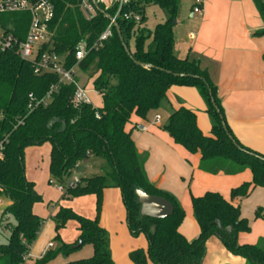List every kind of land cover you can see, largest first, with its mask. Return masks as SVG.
<instances>
[{
	"label": "trees",
	"instance_id": "1",
	"mask_svg": "<svg viewBox=\"0 0 264 264\" xmlns=\"http://www.w3.org/2000/svg\"><path fill=\"white\" fill-rule=\"evenodd\" d=\"M51 1L54 16L48 22L50 41L41 51L52 50L66 56L67 66L72 67L77 63V47L83 42L91 47L110 21L100 12L87 18L81 9L83 0ZM182 1L143 0L139 3L140 23L117 19L132 57L154 67L137 65L125 51L115 28L102 47L91 50L79 62V71L89 75L92 87L101 95L102 104L97 107L88 104L74 107L71 97L76 86L65 84L53 93L48 105L29 112V94L33 93L37 99L45 97L50 88L58 84V77L52 73L36 74L33 63L18 54V45L25 40L30 27L31 14L13 12L0 16L2 36L12 35L17 40L13 48L0 51V197L5 195L11 201L2 211L0 226L8 216L15 220L14 225L6 224L11 234L7 243L0 244V264H23L41 230L43 219L34 212L33 206L42 201V197L36 192L35 183L26 177L25 152L29 147L45 143L51 145L50 176L61 185H66L78 164L89 156L103 159L109 170L103 175L82 177L76 187L65 189L62 198L95 195L96 215L87 218L70 208L60 207L53 217L56 230L75 220L79 237L71 245L57 236V249L50 248L33 264H47L86 243L93 246L94 255L65 264H116L110 236L100 224L103 194L110 187L121 191L130 233L135 237L144 234L147 238V250L131 252L133 263L148 264L150 260L154 264H202L207 241L216 236L233 255L247 259L250 264H264V246L239 243L240 233H249L251 226L234 202L248 197L255 187L264 188V160L259 158L264 155L243 145L229 127L218 86L203 61L190 55L185 58L176 55L175 21ZM254 3L264 20V0H254ZM150 4L161 7L167 16L152 32L143 26L145 8ZM108 13L114 15L113 10ZM258 34H264V29ZM173 86L194 87L199 91L207 106L212 132L205 135L198 126L196 113L185 107L172 109L162 129L189 153L201 154L202 170L233 175L249 169L253 175L251 182L232 189L231 200L216 191L192 197L200 227V234L194 240H188L179 230L185 218L180 202L148 179L145 170L148 154L139 152L127 130L134 116L146 119L151 111L160 109ZM227 132L246 152L233 144ZM139 189L169 200L174 205V213L164 219L143 217L136 193ZM255 216L257 219L264 217V209L257 208Z\"/></svg>",
	"mask_w": 264,
	"mask_h": 264
},
{
	"label": "crops",
	"instance_id": "2",
	"mask_svg": "<svg viewBox=\"0 0 264 264\" xmlns=\"http://www.w3.org/2000/svg\"><path fill=\"white\" fill-rule=\"evenodd\" d=\"M189 17L196 19L198 27L196 31L189 32L187 41L178 39L175 34V51L179 53L176 55L180 58L190 55L203 61L204 66L210 69L218 86V94L222 100L229 127L243 145L264 155V34H258L264 29V20L254 0L251 2L204 0L203 13L194 15L190 10ZM191 32H194L193 37L190 36ZM2 34L3 32L0 38ZM180 107L194 111L199 128L205 135H211L212 123L207 113L206 103L196 88L186 86L170 88L167 92V102L160 109L151 111L146 119L134 116L131 123L127 125V130L131 132L139 152L148 154L145 163L148 179L157 188L170 193L180 202L185 211V218L179 230L188 240H194L200 234V227L194 215L192 197H200L207 191H216L227 200H231L232 189L244 182H251L253 175L249 169L233 175L226 174L224 171L212 174L202 170L200 168L201 154L189 153L184 147L177 145L162 129V126L168 122L171 110ZM160 112L165 114V124H162ZM153 115H160V124L153 125L149 122L153 121ZM141 124L148 125V130L141 131L138 128ZM50 153L51 145L49 161L46 162V171L48 169L49 175ZM90 157L94 156L88 158ZM87 159L82 162H86ZM79 164L70 179L93 175L87 172V168L80 173ZM27 179L34 182L33 178L27 177ZM234 202L240 206L241 216L249 221L251 231L258 226L260 228L258 235L264 239V217L257 219L255 216L257 208L264 209V188L255 187L248 197L236 199ZM9 204L11 201L8 198L7 205ZM57 212L58 207L43 223L41 237L45 230L50 229L52 217ZM107 220L108 214L105 213L100 220L103 228ZM251 231L240 233L238 240L241 244H255L253 243L255 239L250 237ZM206 247V256L202 264H250L247 259L235 256L228 251L216 236L207 241ZM136 249L142 248H134L132 251ZM48 250V245L40 246L39 239H36L23 264H33ZM91 253L90 249L86 257ZM112 257L116 264H120L113 250ZM125 263L130 264L127 261Z\"/></svg>",
	"mask_w": 264,
	"mask_h": 264
},
{
	"label": "rangeland",
	"instance_id": "3",
	"mask_svg": "<svg viewBox=\"0 0 264 264\" xmlns=\"http://www.w3.org/2000/svg\"><path fill=\"white\" fill-rule=\"evenodd\" d=\"M247 2H251V0H247ZM191 5L192 2L190 0L182 1L180 5V13L177 18V24L175 25V34L180 40L183 39L187 41L189 32L191 30L196 31L198 27L195 21L196 19L193 20L189 17ZM166 17L167 16L165 11L161 9V7H159L158 5H147L145 8L146 20L143 26L147 30L152 32L154 31L157 24L165 22ZM1 32L2 30L0 29V34ZM263 36H261V38H263ZM176 54H179L178 51H176ZM79 75L80 82L82 84H88L89 87H92V81L89 79L88 74L80 72ZM92 99L95 105L99 106L102 104L100 94L94 93L92 95ZM160 114L162 116V124H165V114L163 112H160ZM153 118H155V115H153ZM149 122L152 123V121ZM49 149V143H45L40 146L29 147L25 155L26 175L27 177L33 178L32 180L35 182V190L42 197V201L36 202L34 204V211L38 214L39 217L43 219V223H45L46 220L50 218L51 213L57 207L58 210L60 207L70 208L75 213L83 217L94 218L96 215L95 195L89 194L80 197H75L72 199L62 198L63 192H61L59 189V183L54 181L53 178L49 175L48 169L46 171V162L49 161ZM79 165L80 173H83V171L87 168V172L92 173V176L103 175L108 172L106 170H109V167L106 165L103 159L95 157H90L87 159L86 162H80ZM50 179L52 180L49 182ZM7 199L8 198L5 195L0 197V221L2 211L7 206ZM258 200L260 201V199ZM105 213L108 214V220L107 223L103 226L111 237V247L116 257V260H118L120 264H124L125 261L130 264H135L130 258L132 249L142 248L143 250H147L148 243L144 234H140L135 237L130 233L126 221V209L121 198V192L118 188L110 187L104 191L101 217H104ZM7 223H11L12 225L15 224V220L12 216H8L6 220L2 221V224L0 226V244H5L9 241L11 231L10 228L6 227ZM77 228L78 223L75 220H70L67 222L64 228L58 231L56 230V224L53 220L50 229L45 230L44 235L42 237L41 232L43 231V227H41L37 239H39L40 246L49 245V242H52V249L55 250L59 246V242L56 240L57 236H59V239H61L66 244H75L79 237V230ZM259 229L260 228L256 226L255 229L251 231L250 237L251 239H255L253 243H259L264 246V239H262V236L258 235ZM90 249L92 250V253L91 255L86 257V254ZM127 251L129 252L127 253ZM93 255V246L89 243H86L79 249L69 253L67 256L60 254L47 264H63L65 259V263H67L69 261H77L91 258ZM148 264L154 263L149 260Z\"/></svg>",
	"mask_w": 264,
	"mask_h": 264
},
{
	"label": "built area",
	"instance_id": "4",
	"mask_svg": "<svg viewBox=\"0 0 264 264\" xmlns=\"http://www.w3.org/2000/svg\"><path fill=\"white\" fill-rule=\"evenodd\" d=\"M100 7L107 13L109 10L114 11V15H111L115 20L118 18L126 21H134L140 23L142 21V10L139 8V3L143 0H97ZM192 2L191 12L194 15H201L203 13L204 0H190ZM81 9L85 16L90 18L95 15V8L89 0H83L81 3ZM13 12H29L31 14V23L24 41L18 45V54L22 59L33 63L34 72L39 75L46 73H52L57 75L58 84L53 85L45 97L37 99L33 93L29 94L28 108L29 112H32L39 106H46L52 100V95L57 91L60 85L74 84L76 86L75 92L71 97V104L74 107H80L82 105H92L97 107L92 99V95L99 94L93 87H89L88 84H82L80 80L79 62L86 58L88 53L93 49H99L113 34V23L109 22L106 30L99 36L97 41L88 47L86 43H81L75 51V58L77 63L68 67L66 64V56L60 55L54 51L46 50L41 51L44 44L49 43L50 34L48 31V22L54 16V5L51 0H39L32 2L31 0H0V16L5 13ZM194 32L190 33L193 37ZM17 44V40L12 35H3L0 38V51L13 48ZM96 117L100 118V113L96 112ZM161 117L156 115L152 121L153 125L160 124ZM148 125L141 124L138 128L141 131H147ZM2 144H0V157L2 156ZM81 182L80 177H74L70 179L66 185L59 184V189L64 192L67 187H76ZM53 243L48 245V248H52ZM29 254V253H28ZM28 254L25 256L27 259Z\"/></svg>",
	"mask_w": 264,
	"mask_h": 264
},
{
	"label": "water",
	"instance_id": "5",
	"mask_svg": "<svg viewBox=\"0 0 264 264\" xmlns=\"http://www.w3.org/2000/svg\"><path fill=\"white\" fill-rule=\"evenodd\" d=\"M92 4L95 8V12H100L102 14L105 15V17L113 23V26L114 28L116 29V32L119 36V39L121 40L122 42V45L125 49V51L128 53V55H130L131 59L137 64V65H140L142 67H145V68H152L154 67L153 65H150V64H144V63H140L138 61H136L132 55H131V52L127 46V44L125 43L124 41V38L122 36V33H121V29H120V26L118 24V21L115 20L109 13H107L104 9H102L98 3L97 0H92ZM176 23V21H175ZM169 72V71H168ZM170 73V72H169ZM176 75H179V76H184V74H176ZM212 103L214 104L215 108L217 109L218 113H220V110L218 109L216 103H215V100L212 98ZM221 119H223V116L221 115L220 116ZM223 124V127L225 130H227L226 128V124L225 122L223 121L222 122ZM228 133V132H227ZM228 136L229 138L231 139V141L233 142V144L240 150L242 151H245L236 141L235 139L233 138L232 135H230L228 133ZM246 152V151H245ZM249 154L251 155H254L253 153L251 152H248ZM260 159L264 160V158L262 157H259ZM137 198H138V203L140 204V213L143 217H148V218H152V219H164V218H167L169 216H171L173 213H174V205L169 201L167 200L166 198L164 197H161V196H152V195H149L147 194L145 191L139 189L137 190Z\"/></svg>",
	"mask_w": 264,
	"mask_h": 264
}]
</instances>
